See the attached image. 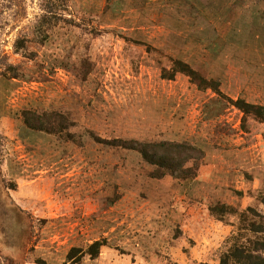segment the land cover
I'll use <instances>...</instances> for the list:
<instances>
[{"label": "rangeland", "instance_id": "1", "mask_svg": "<svg viewBox=\"0 0 264 264\" xmlns=\"http://www.w3.org/2000/svg\"><path fill=\"white\" fill-rule=\"evenodd\" d=\"M53 1L0 0V264H66L96 241L99 257L81 264H219L239 220L210 207L264 214V125L162 74L180 60L226 98L264 106V1L55 0L60 20L39 31ZM9 66L20 79L1 76ZM26 109L67 114L76 139L26 129ZM90 133L206 156L189 161L199 173L185 185Z\"/></svg>", "mask_w": 264, "mask_h": 264}, {"label": "trees", "instance_id": "2", "mask_svg": "<svg viewBox=\"0 0 264 264\" xmlns=\"http://www.w3.org/2000/svg\"><path fill=\"white\" fill-rule=\"evenodd\" d=\"M54 1L49 2L47 14L36 25L39 31L45 26L53 27L60 20V17L57 18L58 16H56L59 9ZM48 14L54 15L55 22L52 21V18ZM259 17L264 20V11H261ZM43 37L42 41L45 43L48 37L47 35ZM25 47V39L17 40L15 44L16 51H21ZM173 64L171 70L164 69L162 74L163 79L174 80L177 74H184L203 91L211 90L216 95L224 97L232 107L243 114L244 125L248 119H253L259 124L264 125L263 105L253 104L241 98L238 100L226 98L220 90V82L208 79L203 71L196 70L180 60L174 61ZM1 76L10 80L21 78L20 71L16 66H9ZM21 117L25 128L30 131L58 137L69 142L76 139V133L72 130L77 124L65 113L26 109L22 111ZM90 136L99 144L126 150L139 156L145 163L155 166L156 171L152 174L153 178L164 179L170 176L186 183L185 185H191L199 173V168L187 166L189 161H202L206 156L202 148L189 142L165 140L149 143L135 139L105 140L94 133H90ZM10 187L14 190L17 188V185L12 183ZM260 203L264 207V194L260 196ZM210 212L212 216L217 217L220 221H226L228 215L238 216L239 220L238 229L229 239V245L222 253L219 264H264V214H260L257 210L250 207L245 211L238 212V210L227 204L212 206L210 207ZM104 246L105 242L96 241L89 246L87 251L73 248L68 254L66 264H81L85 255H89L92 259H97ZM36 264L47 263L42 259H38Z\"/></svg>", "mask_w": 264, "mask_h": 264}]
</instances>
